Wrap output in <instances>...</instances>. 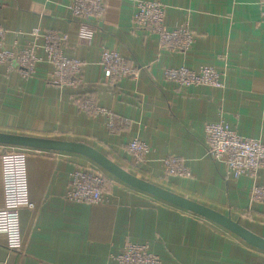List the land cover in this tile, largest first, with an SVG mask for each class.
<instances>
[{
	"label": "crops",
	"instance_id": "obj_1",
	"mask_svg": "<svg viewBox=\"0 0 264 264\" xmlns=\"http://www.w3.org/2000/svg\"><path fill=\"white\" fill-rule=\"evenodd\" d=\"M137 0H106L100 20L79 21L70 0H0V28L7 47L28 43L33 27L67 35L62 52L82 61V85L62 88L47 80L51 64L40 48L27 79L0 64V132L85 143L114 164L174 195L230 217L264 238V205L251 203L249 190L264 185L255 177L234 179L205 149L204 126L224 120L242 137L264 143V22L259 0H157L164 25L187 22L194 35L188 51L161 49L155 34L131 29ZM81 27L93 30L80 39ZM103 48L116 49L139 68L136 79L111 84L99 64ZM212 66L222 87L180 89L164 77L166 67ZM75 95L129 121L128 129L109 131L104 114L80 110ZM138 138L150 152L137 161L127 144ZM25 148L29 199L20 210L24 250L8 249L0 232V264H116L126 240L147 242L161 264H264V250L225 227L161 200L124 182L94 159L76 152ZM179 157L190 175L165 176L163 158ZM94 166L107 180L106 200L98 204L66 199L69 173ZM3 181L0 164V207Z\"/></svg>",
	"mask_w": 264,
	"mask_h": 264
},
{
	"label": "built area",
	"instance_id": "obj_2",
	"mask_svg": "<svg viewBox=\"0 0 264 264\" xmlns=\"http://www.w3.org/2000/svg\"><path fill=\"white\" fill-rule=\"evenodd\" d=\"M68 8L72 17L79 21L100 20L106 9V0H70ZM131 17V29L155 34L161 49L170 51H188L194 42V35L185 21L176 24L172 29L164 25V5L157 0H137ZM259 19L264 22V0H259ZM5 30L0 28V64L8 69H15L23 79L32 75L40 57L41 48L46 60L51 64L47 80L62 87L76 89L83 83L81 78L83 63L76 58H67L62 49L67 35L56 30L33 27L27 33L28 43L19 48L7 47L4 44ZM80 39L91 40L93 30L81 27L78 31ZM99 64L108 73L111 84L139 75V68L130 64L116 49L103 48L99 53ZM164 77L180 89L190 86L207 85L222 87L218 71L212 66L201 65L196 69L183 66L166 67ZM75 102L80 110L91 115L107 116L108 127L113 123V115L91 102L87 98L75 95ZM206 153L215 161L223 163L226 175L238 179L241 176L255 177L264 169V143L257 139L238 135L222 119L207 122L204 126ZM127 151L137 161H143L150 152L149 145L134 138L128 142ZM27 151L25 148H7L0 154L3 181V204L0 207V232L6 236L9 250L22 253L24 250L20 230V210L33 208L29 199L26 167ZM164 175H190L179 157L167 155L163 158ZM105 175L94 166L74 169L69 173V189L65 195L69 201L77 203L98 204L106 200L104 192ZM251 203L264 205V185L254 184L249 190ZM116 264H161L157 254L149 249L147 242L126 240L121 251L113 258Z\"/></svg>",
	"mask_w": 264,
	"mask_h": 264
},
{
	"label": "water",
	"instance_id": "obj_3",
	"mask_svg": "<svg viewBox=\"0 0 264 264\" xmlns=\"http://www.w3.org/2000/svg\"><path fill=\"white\" fill-rule=\"evenodd\" d=\"M0 143L39 149L70 151L86 155L133 187L190 211L200 217L211 220L235 233L252 245L264 250V238L256 235L240 223L232 220L230 217L220 214L205 206L198 205L184 197L174 195L157 185L136 177L132 173L124 170L122 167L117 166L109 158L85 143L6 132H0Z\"/></svg>",
	"mask_w": 264,
	"mask_h": 264
},
{
	"label": "trees",
	"instance_id": "obj_4",
	"mask_svg": "<svg viewBox=\"0 0 264 264\" xmlns=\"http://www.w3.org/2000/svg\"><path fill=\"white\" fill-rule=\"evenodd\" d=\"M80 96H82V95H80ZM81 99H88L91 102L95 103V101L93 100L92 97L81 98ZM78 101H76V102H78ZM128 127H129V121L128 120H125V119H123L121 117L113 115V123H112L111 126H109V131L112 132V133H119L121 131H124V130L128 129ZM106 184H107V180L104 179V185L103 186L105 187Z\"/></svg>",
	"mask_w": 264,
	"mask_h": 264
}]
</instances>
